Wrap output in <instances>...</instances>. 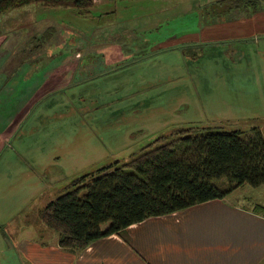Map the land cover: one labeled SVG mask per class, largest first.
Listing matches in <instances>:
<instances>
[{"label": "rangeland", "instance_id": "374dc122", "mask_svg": "<svg viewBox=\"0 0 264 264\" xmlns=\"http://www.w3.org/2000/svg\"><path fill=\"white\" fill-rule=\"evenodd\" d=\"M212 1L103 0L110 13L94 19L43 7L0 16V85L21 93L31 77L49 83L4 152L22 214H34V198L49 202L71 180L125 163L182 128L259 126L264 139V1L224 22L206 8ZM28 171L43 189L29 190ZM263 189L244 184L225 201L249 207ZM4 254L14 264L22 257L11 243Z\"/></svg>", "mask_w": 264, "mask_h": 264}, {"label": "trees", "instance_id": "16d2710c", "mask_svg": "<svg viewBox=\"0 0 264 264\" xmlns=\"http://www.w3.org/2000/svg\"><path fill=\"white\" fill-rule=\"evenodd\" d=\"M255 3L215 0L206 8L216 19L233 18L236 11L255 8ZM31 4L68 8L86 16L92 0H0V16ZM174 135L147 145L125 163L105 165L71 180L44 204L37 218L56 233L58 246L80 251L103 236L121 235L129 225L147 218L221 200L244 184L264 185V140L256 127L243 132L189 126ZM223 182L227 186L221 187ZM102 225H106L103 230Z\"/></svg>", "mask_w": 264, "mask_h": 264}, {"label": "crops", "instance_id": "0c3cea01", "mask_svg": "<svg viewBox=\"0 0 264 264\" xmlns=\"http://www.w3.org/2000/svg\"><path fill=\"white\" fill-rule=\"evenodd\" d=\"M103 4V0H92L89 16L94 19L110 13ZM31 8L42 7L31 4L10 10L8 14L13 18V12L24 14L27 10L30 12ZM253 18L256 21L257 16ZM262 18L264 11L260 16ZM217 20L224 22L226 18ZM263 34L264 31L259 36ZM222 39L218 38L217 41L222 42ZM214 41L213 38H203L202 43ZM1 52L5 54L4 50ZM223 58L224 61H234L228 59L225 51ZM10 86L0 85V264H14L4 254L9 243L22 255L19 260L16 256L19 264H264L262 191L257 192L258 200L249 207H245V203L225 201L230 192L221 200L207 201L179 212L131 224L121 235L103 236L80 251L60 248L56 233L37 218V211L47 200L38 203L34 198V214L29 212V217L27 212L32 208L22 214V208L17 207L15 183L11 182L15 175L12 170L13 157L4 153L7 150L6 143H10L17 125L23 123L22 118L43 92H47L49 83L39 86L31 77L21 85V93ZM255 127L260 131L261 127ZM37 174L27 172L30 191L43 189L38 183ZM260 188H264V185L257 187ZM29 190L26 189V195L30 194ZM243 199L248 200L247 197ZM254 207L257 209L254 210ZM105 226L102 225L100 229L103 230Z\"/></svg>", "mask_w": 264, "mask_h": 264}]
</instances>
